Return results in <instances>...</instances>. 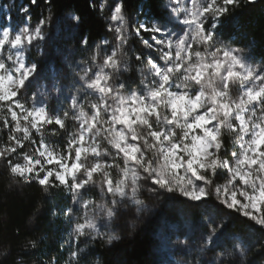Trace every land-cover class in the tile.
<instances>
[{"label":"snow or ice","instance_id":"6c2138e0","mask_svg":"<svg viewBox=\"0 0 264 264\" xmlns=\"http://www.w3.org/2000/svg\"><path fill=\"white\" fill-rule=\"evenodd\" d=\"M44 2L48 16L35 26L30 14L23 25L13 27L10 16L0 24V165L9 188L35 182L49 196L63 189L70 197L52 209L68 225L66 264H101L87 259L88 245L119 241L111 225L129 206L138 218L148 210L145 191L203 215L198 237L178 240L194 254L186 264L264 256V55L232 39L236 10L255 0H168L159 14L145 4L134 19L114 0L106 29L113 38L93 47L83 35L78 47L87 55L65 56L67 72L30 55L47 39L52 0ZM70 19L82 23L78 14ZM133 36L147 52L131 45ZM236 216L240 232L232 233ZM39 243L28 238L21 249ZM10 254L0 245V264ZM13 264H26L23 255Z\"/></svg>","mask_w":264,"mask_h":264},{"label":"trees","instance_id":"16d2710c","mask_svg":"<svg viewBox=\"0 0 264 264\" xmlns=\"http://www.w3.org/2000/svg\"><path fill=\"white\" fill-rule=\"evenodd\" d=\"M24 1L34 22L42 16H48V6L44 0H37L36 5H31L30 0ZM124 3L128 13L135 14L138 8L148 4L151 7L146 11L156 15L164 10L165 0H124ZM93 4L95 8L91 6ZM99 4V0H52V18L61 23L55 42L59 54L52 56L57 65L62 64L64 56L68 54L74 57L87 55L78 47V41L83 35L89 37L93 47L105 37L108 21L105 12L100 11ZM72 13L81 17L79 27H73L70 19ZM235 16L239 24L238 34L232 37L237 41L235 46L251 44L257 58L264 55V0L245 3L236 10ZM230 31L231 26H226L225 34ZM70 35L75 39H70ZM133 44L139 49L135 37ZM30 55L40 61L36 52ZM131 75L138 80L134 73ZM6 138L5 134L0 133V141ZM52 139L59 140L56 137ZM225 140L231 148L230 137L226 136ZM9 184L7 170L0 165V245H8L11 249V254L3 264H13L18 255H23L26 264H49L53 258L57 264H66L70 252L65 243L68 225L63 215L53 216L52 209L54 206L63 209L71 205L70 197L66 196L63 189L59 190V194L53 190L54 195L49 196L35 182L23 188H9ZM141 198L148 205V210L139 218L134 206L130 214L122 212L111 225V230L121 239L111 245L101 240L90 243L87 249L89 261L98 258L101 264H164L167 251L177 238L198 237L203 225L202 214L185 212L178 202L170 201L165 196L155 198L147 191L143 192ZM37 208L39 212L34 216ZM241 219L236 216L237 226L231 229L232 233L240 232ZM28 238L38 239L40 243L36 249L23 252L21 245ZM208 257H211V253L207 254ZM248 261L249 264H264V256L252 251Z\"/></svg>","mask_w":264,"mask_h":264},{"label":"rangeland","instance_id":"374dc122","mask_svg":"<svg viewBox=\"0 0 264 264\" xmlns=\"http://www.w3.org/2000/svg\"><path fill=\"white\" fill-rule=\"evenodd\" d=\"M99 2H101V0H99ZM168 2V0H165V4ZM107 3L109 5V8H106L104 10L105 14H106V18H108V16L110 15V6L114 3V0H107ZM7 5H13V7H11V9L7 8ZM27 5L25 3L24 0H0V24H4L5 23V17L6 16H10V23L13 25V27L17 26V25H23V23L25 22V16L29 15L28 14H21L19 12V9L22 6ZM28 6V5H27ZM127 12V11H126ZM127 14L132 17L133 19L135 18V14H131L128 13ZM141 19H144L143 16L140 17ZM108 21V19H107ZM38 23V21H33L31 19L30 24L32 26H35V24ZM60 21H58L56 18L54 19V17L52 18L51 22L49 24L46 25V33H47V39L44 42V45L41 49V53L38 54L36 48H33L31 50V52H36L37 53V59H39L40 63H48V62H52L57 68H62L64 71H68V63L65 60V56L62 60V64L57 65L52 59L53 55H57L59 54V51L56 49V38L60 32ZM142 36L144 39H147L151 42V34L150 33H142ZM105 37L112 39L113 38V34L107 32V34L105 35ZM104 37V38H105ZM134 37L135 39L138 40L139 43V49L136 48V46L133 44L134 43ZM131 45L133 47H135L137 50H143L144 52H147L148 50L144 48L143 44L140 42V39L136 36H133L131 41H130ZM56 51V52H55ZM66 56H70L69 54ZM70 57H74V56H70ZM76 60H79L81 57H74ZM133 62L135 63V60L133 58ZM47 83V82H44ZM124 214H130L132 212V206H129L126 210L122 211ZM185 239V238H184ZM181 238H177L176 241L174 242V244H172L169 247V250L167 251V258L165 260L164 264H186L187 261L192 260L194 258V254L193 255H189L187 248H185L183 245L178 243V240H184ZM83 246V245H82Z\"/></svg>","mask_w":264,"mask_h":264}]
</instances>
